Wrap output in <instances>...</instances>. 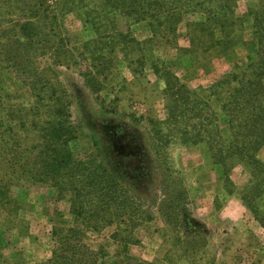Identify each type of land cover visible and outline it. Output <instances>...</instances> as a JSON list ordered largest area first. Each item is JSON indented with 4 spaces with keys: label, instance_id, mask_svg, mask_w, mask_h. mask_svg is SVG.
Here are the masks:
<instances>
[{
    "label": "rangeland",
    "instance_id": "1",
    "mask_svg": "<svg viewBox=\"0 0 264 264\" xmlns=\"http://www.w3.org/2000/svg\"><path fill=\"white\" fill-rule=\"evenodd\" d=\"M192 1V12H178L173 36L154 35L145 22L125 23L119 10L105 11L94 26L79 15L84 9L77 0H44L46 22L31 37H22L17 25L0 24V264L46 262L54 246L52 230L71 226L70 193H60L36 158L42 130L60 107L74 127L69 150L78 167L96 159L109 171L114 163L119 172L124 164L148 174L135 185L120 179L116 184L117 196L132 197L152 216L129 231L136 242L126 253L118 238L112 240L120 231L116 224L85 234L87 245L106 251L104 264H123L126 255L154 264H264V230L237 195L248 173L240 166L231 170L236 192L228 194L231 188H224L222 169L205 145L181 146L170 139L175 131L167 122L165 94L173 77L196 89L246 66L253 0ZM99 2H89L98 14ZM31 3L26 1L25 9ZM210 12L232 22L228 47L216 44L220 32L207 22ZM120 24L131 36L115 35ZM178 44L185 56L174 50ZM93 53L102 58L99 63L92 64ZM221 126L226 136L223 121ZM112 127L137 160L114 147L120 159L109 151L107 160L98 133ZM161 136L169 137L168 146ZM257 157L264 163V146ZM243 211L247 217L240 216Z\"/></svg>",
    "mask_w": 264,
    "mask_h": 264
},
{
    "label": "trees",
    "instance_id": "2",
    "mask_svg": "<svg viewBox=\"0 0 264 264\" xmlns=\"http://www.w3.org/2000/svg\"><path fill=\"white\" fill-rule=\"evenodd\" d=\"M26 1H32V6L28 9H25ZM98 1L100 2L94 6L100 9V14L89 6L90 0H77L75 5H80V10L84 9L82 15H79L83 16L85 22L99 25L102 13L119 10L120 19L123 18L125 23L128 20L134 23L145 22L152 34L167 33L172 36L176 34L179 24L178 12H192L189 4L193 3L192 0ZM43 4L44 0H0V24L17 25L22 37H31L46 22L47 9L43 8ZM194 4L195 8L201 7L200 3ZM251 4L252 8L248 6L247 19L251 24L253 39L246 46L249 53L246 66L227 73L207 87L200 86L196 89H188L173 77L174 84H167L165 94L169 101L167 122L175 131L170 139H175L181 146L205 145L213 163L222 169L224 188H231L230 191L226 190L228 194L236 192L229 173L237 166L242 167L249 179L242 191L237 193L238 198L264 230V163L257 157L264 146V0H253ZM21 12H27V17L20 16ZM13 14L21 19H13ZM206 20L220 32L219 38L215 39L216 44L228 47L233 40L228 33L232 22L219 19L215 12H210ZM121 25L120 31L115 35L120 36V39L131 36L124 25ZM93 28L97 31V27ZM89 58L92 64L99 63L102 59L94 53L89 54ZM56 113L55 118L42 130V142L36 158L42 173L52 178L60 193H70L72 221L67 229L52 230L54 246L51 257L41 264H104L106 251L101 245L97 248L87 245L84 241L85 234L116 224L120 231L112 234V240L119 239L124 245L123 252L126 253L128 244L136 242L129 231L141 221L151 220L152 216L149 209L143 212L139 205H134L132 197H123L122 193L117 196L116 184L120 179V184L135 185L141 179L145 180L148 174L145 168L134 172L124 164L119 172L114 163L113 171H109L96 159L91 161V166L78 167L80 164L74 162L69 150V143L74 138V127L68 123L65 108H58ZM222 121L227 131L226 136L223 135ZM98 135L107 160L109 151L119 160L112 145L108 146L115 137L110 136L109 142L104 131H99ZM161 138V144L165 147L171 142L167 136ZM63 176L70 179L64 180ZM120 190L125 192L123 187ZM258 199L261 201H257ZM125 258L127 260L123 264H154L127 255Z\"/></svg>",
    "mask_w": 264,
    "mask_h": 264
},
{
    "label": "flooded vegetation",
    "instance_id": "3",
    "mask_svg": "<svg viewBox=\"0 0 264 264\" xmlns=\"http://www.w3.org/2000/svg\"><path fill=\"white\" fill-rule=\"evenodd\" d=\"M119 131L120 130L117 127H112L110 130L108 129L107 132H105V138L107 139V141L111 142L110 136L115 137L114 140H112V142L110 144H108V146L112 145L111 147H115V146H120V145L126 144V143H124L125 141H122L123 135L120 136ZM133 156H134L133 158H135V159L137 158V156H135V152H134Z\"/></svg>",
    "mask_w": 264,
    "mask_h": 264
},
{
    "label": "water",
    "instance_id": "4",
    "mask_svg": "<svg viewBox=\"0 0 264 264\" xmlns=\"http://www.w3.org/2000/svg\"><path fill=\"white\" fill-rule=\"evenodd\" d=\"M113 149L115 151H118L119 154L121 153L122 155H125V157L128 155H132V156L134 155V153L132 151H130L131 148L129 149V147H127V145L115 146Z\"/></svg>",
    "mask_w": 264,
    "mask_h": 264
},
{
    "label": "crops",
    "instance_id": "5",
    "mask_svg": "<svg viewBox=\"0 0 264 264\" xmlns=\"http://www.w3.org/2000/svg\"><path fill=\"white\" fill-rule=\"evenodd\" d=\"M179 46H180V44H178V45H177V48L174 49V50L179 51V53H180L179 55H180L181 57H182V56H185V51L181 50V49L179 48ZM177 49H178V50H177ZM243 215H245V216L247 217L246 212H244V211L240 213V216H241V217H245V216H243ZM248 218H249V217H248Z\"/></svg>",
    "mask_w": 264,
    "mask_h": 264
}]
</instances>
